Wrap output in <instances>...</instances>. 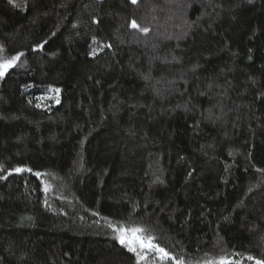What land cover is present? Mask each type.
Segmentation results:
<instances>
[{"label":"trees","instance_id":"1","mask_svg":"<svg viewBox=\"0 0 264 264\" xmlns=\"http://www.w3.org/2000/svg\"><path fill=\"white\" fill-rule=\"evenodd\" d=\"M16 3L0 0V57L24 53L0 78V264H173L109 224L184 264L264 259V0Z\"/></svg>","mask_w":264,"mask_h":264},{"label":"snow or ice","instance_id":"2","mask_svg":"<svg viewBox=\"0 0 264 264\" xmlns=\"http://www.w3.org/2000/svg\"><path fill=\"white\" fill-rule=\"evenodd\" d=\"M27 3V0H24ZM9 3L14 4L16 7H20V4L16 3V0H9ZM132 4H137L138 0H131ZM131 27L134 29H138L144 33L149 31L148 28H141L140 25L136 23L135 20L131 22ZM55 35V33H53ZM46 43V42H45ZM43 44L38 47L43 48ZM107 47H111V45H107ZM4 51L3 46H0V53ZM24 53H17L16 55H12L11 57H0V78L5 77L8 73L9 69H12L17 66V62L21 60V57ZM55 92L57 95L53 97L56 100V103H59L58 94L60 89L53 88L50 89ZM39 106V105H38ZM2 170V168H0ZM16 173L22 172H33L31 168H22L17 167L14 169ZM11 174V173H9ZM37 179H40L43 175L40 172L33 173ZM6 179V177H3ZM50 190V185H44V191L48 192ZM116 234L115 238L119 241V243L127 248L128 251L134 253L138 260H147L149 254H154V258L158 259L161 262L171 261L173 264H184V260L178 259L176 256L171 254L168 250L162 247L159 243L155 242V238L149 234H146V229L139 226H125V225H113L109 224ZM249 261H254V264H264V259H258L254 256L249 255L247 257ZM207 264H241L240 261H233V259L228 257H220L218 261H208Z\"/></svg>","mask_w":264,"mask_h":264}]
</instances>
